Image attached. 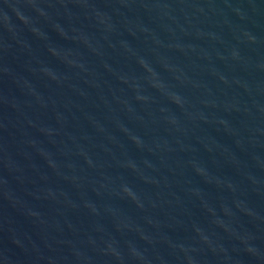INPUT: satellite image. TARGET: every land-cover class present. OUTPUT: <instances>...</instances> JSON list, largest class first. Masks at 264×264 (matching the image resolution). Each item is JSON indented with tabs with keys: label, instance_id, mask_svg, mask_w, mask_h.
Here are the masks:
<instances>
[{
	"label": "water",
	"instance_id": "obj_1",
	"mask_svg": "<svg viewBox=\"0 0 264 264\" xmlns=\"http://www.w3.org/2000/svg\"><path fill=\"white\" fill-rule=\"evenodd\" d=\"M0 264H264V0H0Z\"/></svg>",
	"mask_w": 264,
	"mask_h": 264
}]
</instances>
